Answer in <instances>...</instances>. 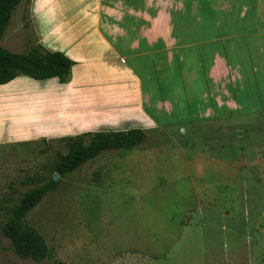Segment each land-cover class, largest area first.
<instances>
[{
  "label": "rangeland",
  "instance_id": "rangeland-1",
  "mask_svg": "<svg viewBox=\"0 0 264 264\" xmlns=\"http://www.w3.org/2000/svg\"><path fill=\"white\" fill-rule=\"evenodd\" d=\"M79 1L59 11L77 20ZM180 2L155 6V29L170 13L184 17L179 31L201 37L153 40L160 99L89 128H140L144 140L59 176L24 219L47 256L19 258L0 233V264H264V26L260 36L242 27L254 0ZM1 43L24 51L35 43L27 11L15 13ZM65 149L62 140L1 145L0 203L48 183Z\"/></svg>",
  "mask_w": 264,
  "mask_h": 264
},
{
  "label": "crops",
  "instance_id": "crops-1",
  "mask_svg": "<svg viewBox=\"0 0 264 264\" xmlns=\"http://www.w3.org/2000/svg\"><path fill=\"white\" fill-rule=\"evenodd\" d=\"M69 1L20 0L11 14L0 39L1 46L12 52L24 51L1 43L15 13L24 10L29 15L35 43L46 50L64 53L73 64L64 79H33L18 74L0 83V146L55 142L75 134L96 132L89 129L91 124L100 118L128 114L127 106H133L132 114H144L146 99L147 103L160 99L149 51L153 40H170L172 45L180 39L201 37L192 34V27L187 25L188 31L182 33L184 17L180 19L184 21L176 23L177 17L170 13L160 20L161 29H155V6H182L180 0L172 4L171 0H83L79 1L84 7L79 9L77 20H70L69 14L59 11ZM252 3L258 9L248 7L252 14L242 21V27L247 35L260 36L264 0ZM58 25L60 30L49 36ZM139 49L144 50L142 58Z\"/></svg>",
  "mask_w": 264,
  "mask_h": 264
},
{
  "label": "trees",
  "instance_id": "trees-1",
  "mask_svg": "<svg viewBox=\"0 0 264 264\" xmlns=\"http://www.w3.org/2000/svg\"><path fill=\"white\" fill-rule=\"evenodd\" d=\"M20 0H0V39ZM29 1V0H24ZM73 61L60 51L46 50L38 43H30L24 52H12L0 45V83L18 74L33 79L68 76ZM140 128L119 131L86 132L64 138L65 152H58L54 170L59 176L75 171L83 163L105 150L130 149L144 140ZM57 185L53 176L48 183L25 191L10 206L0 203V233L8 239L13 253L22 259L42 261L47 256V246L38 230L25 222L27 213Z\"/></svg>",
  "mask_w": 264,
  "mask_h": 264
},
{
  "label": "water",
  "instance_id": "water-1",
  "mask_svg": "<svg viewBox=\"0 0 264 264\" xmlns=\"http://www.w3.org/2000/svg\"><path fill=\"white\" fill-rule=\"evenodd\" d=\"M58 177H59V174H58V173H55V174L53 175V180H57Z\"/></svg>",
  "mask_w": 264,
  "mask_h": 264
}]
</instances>
